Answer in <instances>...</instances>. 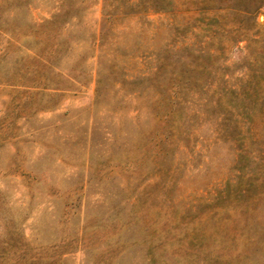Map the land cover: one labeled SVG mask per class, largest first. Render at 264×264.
<instances>
[{
	"label": "rangeland",
	"instance_id": "rangeland-1",
	"mask_svg": "<svg viewBox=\"0 0 264 264\" xmlns=\"http://www.w3.org/2000/svg\"><path fill=\"white\" fill-rule=\"evenodd\" d=\"M0 264H264V0H0Z\"/></svg>",
	"mask_w": 264,
	"mask_h": 264
}]
</instances>
